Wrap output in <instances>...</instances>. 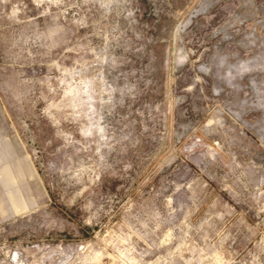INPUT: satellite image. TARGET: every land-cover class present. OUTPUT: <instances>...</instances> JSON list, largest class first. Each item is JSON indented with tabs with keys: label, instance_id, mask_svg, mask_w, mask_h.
Here are the masks:
<instances>
[{
	"label": "rangeland",
	"instance_id": "374dc122",
	"mask_svg": "<svg viewBox=\"0 0 264 264\" xmlns=\"http://www.w3.org/2000/svg\"><path fill=\"white\" fill-rule=\"evenodd\" d=\"M0 264H264V0H0Z\"/></svg>",
	"mask_w": 264,
	"mask_h": 264
}]
</instances>
